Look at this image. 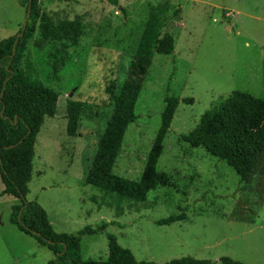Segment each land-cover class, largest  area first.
I'll return each instance as SVG.
<instances>
[{"label":"rangeland","instance_id":"obj_1","mask_svg":"<svg viewBox=\"0 0 264 264\" xmlns=\"http://www.w3.org/2000/svg\"><path fill=\"white\" fill-rule=\"evenodd\" d=\"M20 2L0 0V40L22 27L26 11ZM158 4L165 6L161 33L173 36V52L153 53L134 105L136 118L123 134L112 171L138 179L164 98H191L177 105L157 161L169 185L133 202L84 184L95 125L83 119L78 135L70 137L66 117L58 113L45 116L36 135L26 198L43 207L56 232L76 234L108 222L103 231L81 237L84 260H105L107 234H113L139 261L189 256L214 264H223L221 257L264 264V169L239 182L224 161L180 137L233 90L264 100V0H37L27 21L35 29L30 38L24 35L21 61L29 60L34 78L58 93V109L69 98L106 109L105 85L126 77L149 9ZM59 19L73 21L75 30L43 40L40 21ZM18 202L0 195V264H48L52 251L9 220ZM181 208L185 220L156 223Z\"/></svg>","mask_w":264,"mask_h":264},{"label":"trees","instance_id":"obj_2","mask_svg":"<svg viewBox=\"0 0 264 264\" xmlns=\"http://www.w3.org/2000/svg\"><path fill=\"white\" fill-rule=\"evenodd\" d=\"M27 12L37 0H21ZM163 4L153 5L137 43L133 57L127 64V75L121 80H110L105 85L106 109H97L85 101L67 99L58 109V93L34 78L32 64L22 60V42L34 32V24H26L10 37L0 40V195L18 199L11 206L9 220L17 228L33 236L52 251L48 264H214L208 259L185 256L165 263L139 261L132 252L120 246L113 234H107L108 254L105 260H84L80 253L81 237L103 231L108 222L95 228L85 226L76 234L60 233L53 229L48 215L35 200L26 198L28 182L33 171L35 138L45 116L63 113L66 134L78 135L80 122L85 119L95 125L96 147L91 165L83 183L119 201L143 202L147 194L159 186L169 185V179L157 170V161L163 151V141L176 107L180 102L191 103V98L176 96L164 98L160 125L148 152L145 169L136 180L115 174L113 166L121 148L123 134L136 118L134 105L153 53L170 54L174 38L161 33ZM31 13V11H30ZM75 30L74 22L67 19L41 20L39 34L43 40L59 39L64 32ZM15 43V50L13 45ZM181 139L192 147H201L211 156L224 161L237 174L239 182H248L260 168L264 169V100L241 90H233L220 99L200 118L198 125ZM184 208L156 221L167 225L186 219ZM223 264H244L229 257H221Z\"/></svg>","mask_w":264,"mask_h":264},{"label":"water","instance_id":"obj_3","mask_svg":"<svg viewBox=\"0 0 264 264\" xmlns=\"http://www.w3.org/2000/svg\"><path fill=\"white\" fill-rule=\"evenodd\" d=\"M30 1V0H29ZM30 11H31V7L28 6L27 8V12H26V17H25V21L23 22V25H22V28H25L26 24H27V21H28V18L30 16ZM15 50V43L13 45V51Z\"/></svg>","mask_w":264,"mask_h":264}]
</instances>
